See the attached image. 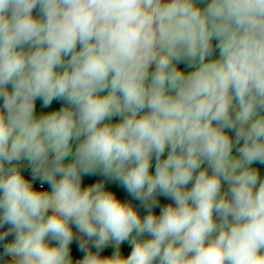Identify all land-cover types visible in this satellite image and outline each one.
<instances>
[{"label":"clouds","instance_id":"9594fccd","mask_svg":"<svg viewBox=\"0 0 264 264\" xmlns=\"http://www.w3.org/2000/svg\"><path fill=\"white\" fill-rule=\"evenodd\" d=\"M257 164L264 0H0V264H264Z\"/></svg>","mask_w":264,"mask_h":264},{"label":"trees","instance_id":"16d2710c","mask_svg":"<svg viewBox=\"0 0 264 264\" xmlns=\"http://www.w3.org/2000/svg\"><path fill=\"white\" fill-rule=\"evenodd\" d=\"M37 107H38V111H47L46 109H41L40 108V105H39V102L37 104ZM53 107H59V104L57 102H54L53 104ZM256 167H259L261 169V172H262V177H264V165H255ZM25 175H27V172L25 173ZM97 179H103V177H84V180H83V183L85 185H88L89 183H93L95 182ZM36 187V186H35ZM45 188H48V185H44ZM106 187L113 190L119 198L123 199V200H132V198L130 196H128V194L126 192H124L118 183L116 182H111V183H106ZM38 188V187H37ZM167 201L164 200L163 197H161V204L163 203H166ZM132 203L139 207V204L137 201L135 200H132ZM141 211V214H144V210L143 209H140ZM156 211L158 212L159 209H156ZM7 239H12L11 237L7 238ZM7 241L5 242H0V256L3 255V243H6ZM71 249H72V253L74 254V256L77 258V259H82L83 258V253H81L78 249V247L76 246L75 242H73L72 246H71ZM121 250H122V253L127 255L130 253L131 251V247L128 246V245H124L122 244L121 245ZM93 251H95V249H93ZM114 251V248L110 245L108 246L107 248H105L102 252H101V255H110L112 252ZM5 260L8 259V257H4Z\"/></svg>","mask_w":264,"mask_h":264},{"label":"built area","instance_id":"2783aa9c","mask_svg":"<svg viewBox=\"0 0 264 264\" xmlns=\"http://www.w3.org/2000/svg\"><path fill=\"white\" fill-rule=\"evenodd\" d=\"M27 175H30L29 173H27ZM34 186L36 187H40V185L38 183H36Z\"/></svg>","mask_w":264,"mask_h":264},{"label":"crops","instance_id":"0c3cea01","mask_svg":"<svg viewBox=\"0 0 264 264\" xmlns=\"http://www.w3.org/2000/svg\"><path fill=\"white\" fill-rule=\"evenodd\" d=\"M124 245H128L129 246V244H124Z\"/></svg>","mask_w":264,"mask_h":264},{"label":"rangeland","instance_id":"374dc122","mask_svg":"<svg viewBox=\"0 0 264 264\" xmlns=\"http://www.w3.org/2000/svg\"><path fill=\"white\" fill-rule=\"evenodd\" d=\"M124 244H128L127 242H125Z\"/></svg>","mask_w":264,"mask_h":264}]
</instances>
